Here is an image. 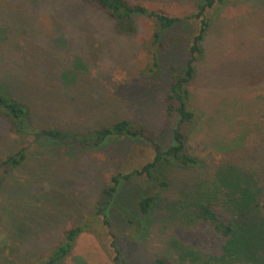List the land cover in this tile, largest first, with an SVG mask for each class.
<instances>
[{"label": "rangeland", "instance_id": "rangeland-1", "mask_svg": "<svg viewBox=\"0 0 264 264\" xmlns=\"http://www.w3.org/2000/svg\"><path fill=\"white\" fill-rule=\"evenodd\" d=\"M129 1L178 17L196 13L199 2ZM205 13L203 51L186 84L185 104L197 118L179 125V115L167 108L168 88L190 58L198 19L164 34L159 70L145 77L153 22L136 18L121 27L80 0H0V85L31 106L33 124L89 131L129 119L162 150L179 127L186 152L199 160L190 167L160 163L151 177L121 180L107 200L103 191L112 176L152 160L149 141L117 136L98 147L64 145L19 137L0 116V160L26 147L20 165L0 166V264H37L75 225L84 230L55 264H148L159 255L168 264H194L189 254L195 251L221 252L213 226L186 211L192 198L186 192L217 181L218 170L230 164L254 172L264 185V0H215ZM149 195L156 201L143 214L137 202ZM178 199L183 210L167 212ZM104 203L107 214H96ZM253 223L264 226V212ZM240 246L230 264H264V243L257 250L248 241Z\"/></svg>", "mask_w": 264, "mask_h": 264}, {"label": "trees", "instance_id": "trees-1", "mask_svg": "<svg viewBox=\"0 0 264 264\" xmlns=\"http://www.w3.org/2000/svg\"><path fill=\"white\" fill-rule=\"evenodd\" d=\"M80 1L97 7L121 27H132L136 18H144L154 23L149 45L145 49L147 63L141 69V74L145 77H153L159 70L160 49L163 46L164 34L188 19L196 18L199 20V28L196 34L193 35L189 45L190 58L183 66L181 74L169 83L167 95V108L170 112L175 111L179 115L178 124L194 123L197 114L195 111L188 109L185 104V100L190 97L186 84L194 76L196 55L201 54L203 51L201 44L210 24V19L205 12L213 6L215 0H199L196 4V13L184 17L170 16L162 11L129 0ZM0 116L6 119L10 131L19 137L32 136L36 139L45 137L64 145L76 144L82 148L98 147L106 142L108 138L117 136L131 138L140 136L149 141L154 149L152 160L127 174L112 176L111 185L103 191L107 196V200L116 191L121 180H128L131 176L142 174L151 177L153 169L160 163L169 161L181 167L199 164L197 158L186 152L185 135L179 127L173 130L174 143L162 150L160 145L155 142L154 137L145 128L129 119H120L110 124L92 128L89 131L65 129L56 126H38L31 121V106L25 100L13 95L11 89H7L5 84L0 85ZM25 150L26 147H21L15 153L1 159L0 166L7 165L12 168L20 165L26 159ZM216 178L217 181L211 182L209 185H206L205 182H198L191 185L187 192L185 191L190 195L192 193L189 202L191 204L186 211H191L190 213L194 219L209 222L213 226L214 232L223 239L221 252L217 255H205L197 251H195L196 253L193 252L194 254H189L192 255V263L194 264H230L229 259L235 255L241 247L240 245L245 241H248L253 250L261 248L264 243V226L259 227V224L257 226L253 223L254 215L258 212H264V185L258 183L256 174L244 171L242 167L235 164H230L220 168L216 173ZM155 201L156 197L153 195L141 198L137 202L139 211L143 214L151 212ZM107 206L106 203L100 205L96 210V214H107L105 212ZM183 207V202L178 199L174 206L166 208V211L176 212L177 209L178 211L183 210ZM219 207L230 216L227 221L222 220L220 217L217 211ZM245 218L247 221H245ZM83 230L84 226L82 225H75L66 229L63 239L49 253L38 257L37 264H55L62 260L69 254L76 237ZM122 264L132 263L123 260ZM148 264H168V259L164 255H159Z\"/></svg>", "mask_w": 264, "mask_h": 264}]
</instances>
